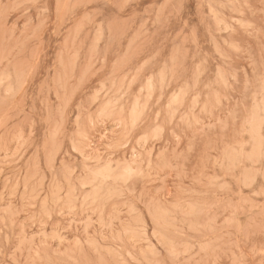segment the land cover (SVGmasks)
<instances>
[{"label":"rangeland","instance_id":"1","mask_svg":"<svg viewBox=\"0 0 264 264\" xmlns=\"http://www.w3.org/2000/svg\"><path fill=\"white\" fill-rule=\"evenodd\" d=\"M0 264H264V0H0Z\"/></svg>","mask_w":264,"mask_h":264},{"label":"bare ground","instance_id":"2","mask_svg":"<svg viewBox=\"0 0 264 264\" xmlns=\"http://www.w3.org/2000/svg\"><path fill=\"white\" fill-rule=\"evenodd\" d=\"M217 72V71H216ZM1 86H2V84H1ZM135 90V89H134ZM133 90V91H134ZM178 95V94H177ZM175 98V97H174ZM135 99V98H134ZM196 99V98H195ZM174 102H175V100H174ZM176 104V103H175ZM105 107V106H104ZM128 113V112H127ZM134 114V113H133ZM96 115H97V113H96ZM137 116V115H136ZM139 116V115H138ZM141 116V115H140ZM149 121V120H148ZM172 122V121H171ZM170 123V122H169ZM94 124V123H93ZM260 130V129H259ZM157 133V132H156ZM260 151V150H259ZM230 162V161H229ZM147 165V164H146ZM74 169V168H73ZM72 169V170H73ZM133 169V168H132ZM131 170H129V172H130ZM136 172V171H135ZM23 175H24V173H23ZM130 175V174H129ZM84 177V176H83ZM263 177V176H262ZM128 178V177H127ZM261 180H262V178H261ZM22 188V187H21ZM88 190V189H87ZM49 194V193H48ZM63 195V194H62ZM44 196V195H43ZM64 196V195H63ZM80 200H82V199H80ZM49 203V202H48ZM146 211V210H145ZM17 229V228H16ZM15 230V229H14ZM50 243V242H49ZM92 251V250H91ZM93 252V251H92ZM148 258V257H147Z\"/></svg>","mask_w":264,"mask_h":264}]
</instances>
